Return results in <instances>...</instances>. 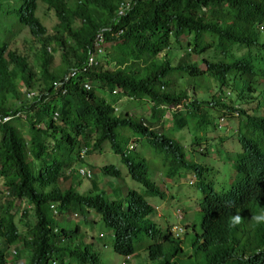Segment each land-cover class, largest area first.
Returning a JSON list of instances; mask_svg holds the SVG:
<instances>
[{"label":"trees","instance_id":"1","mask_svg":"<svg viewBox=\"0 0 264 264\" xmlns=\"http://www.w3.org/2000/svg\"><path fill=\"white\" fill-rule=\"evenodd\" d=\"M40 4L56 20L51 33L36 16ZM256 97L264 99V0H0V264L27 236L39 250L51 247L47 229L63 213H77L88 229L153 230L144 197L162 192L128 190L123 170L143 185L153 168L126 152L128 141L142 149L151 142L163 172L174 175L189 168L188 152L174 134L148 128L172 121L176 132H195L237 121L245 138L264 125ZM136 104L149 121L131 113ZM106 145L112 154L100 167L93 156ZM74 230L70 249L86 250ZM150 239L121 252L136 261L164 254Z\"/></svg>","mask_w":264,"mask_h":264},{"label":"clouds","instance_id":"2","mask_svg":"<svg viewBox=\"0 0 264 264\" xmlns=\"http://www.w3.org/2000/svg\"><path fill=\"white\" fill-rule=\"evenodd\" d=\"M254 101L258 107L264 104L260 97ZM9 120L3 118L2 122ZM169 122H163L162 127H166L160 130L148 128V132L154 131L157 136L174 134L188 152L185 160L189 168L166 176L164 160L148 147L151 142L149 144L145 137L143 142L149 145L144 149L133 139L125 148L126 152L137 154L147 167L153 163L143 185L130 181L127 171H122L129 182L128 190L145 192L154 186L162 192L154 198L144 197L154 209V214L146 218L148 223H154L153 230H140L134 225L132 230L118 234L100 226L107 232L105 235L98 231V225L93 229L85 228L77 213H63L59 222L47 229L51 247L39 250L27 236V244L21 251L14 246L20 243L9 245L8 258L2 264H209L223 259L225 263L229 260L228 264L235 261L252 264L253 260L254 264H260L259 256L264 253V125L251 126L246 130L247 136L241 138L237 121L229 126H207L204 131L195 132L187 128L176 132L173 122ZM111 154L109 150L104 157ZM95 158L99 160L100 155ZM100 161H103L100 167L106 164L105 158ZM79 173L90 174L84 170ZM167 184H171L173 190L187 187L190 195L169 197L165 190ZM121 192L126 195L127 187L121 188ZM156 197L162 199L161 204L156 203ZM49 210V214L59 217L56 206H50ZM87 212L86 216L93 220L95 213L89 209ZM75 227L79 235L83 234L81 248L87 247L86 250L70 249L75 241L69 242L68 236L75 232ZM18 234L24 237L28 232L23 230ZM152 236L153 243L149 246H160L164 254L152 257L144 253L137 261L132 255L122 254L120 247L129 250L142 238H148L150 244ZM171 236L177 243L170 242Z\"/></svg>","mask_w":264,"mask_h":264},{"label":"rangeland","instance_id":"3","mask_svg":"<svg viewBox=\"0 0 264 264\" xmlns=\"http://www.w3.org/2000/svg\"><path fill=\"white\" fill-rule=\"evenodd\" d=\"M36 16H37V18L40 20V22H41V24H42V26L49 32V33H51V30H52V28L54 27V25L56 24V20L54 19V17H53V15H52V13H50V12H47L46 11V8H45V6H43L42 4H40V6L38 7V10H37V13H36ZM28 37V36H27ZM19 41V44L17 45V48L19 49V51H21V50H26V45L24 46L23 45V41L22 40H18ZM59 62H60V56H59V54H57V55H55V56H53V64H52V67H54V66H58L59 65ZM141 104H136L135 106H131V109L132 110H130L131 111V113L132 114H134V115H137V116H140L141 118L143 117H145L148 121H149V117H146V115H148V114H143L144 113V111H141V110H139V106H140ZM117 109V108H116ZM116 112H118V109H117V111ZM168 115H166V117H167ZM168 123H170L169 121H168ZM166 125L168 126V124L166 123ZM107 152H109V148H108V146L106 145L104 148H102V150L100 151V152H96L95 154H94V156H93V159L95 158V156L96 157H98L99 155H100V158H99V160L100 159H102V158H104V154L105 153H107ZM100 153V154H99ZM99 154V155H98ZM97 159V158H96ZM98 160V161H99ZM165 190H166V192H167V195L170 197V196H174V197H182V196H184V195H186V196H189L190 195V192H189V190H188V188L187 187H181V188H179V189H176V190H173L172 189V187H171V184H167L166 185V187H165ZM163 198H164V196H163ZM155 201H156V203H159V204H161V202H162V199L161 198H159V197H156L155 198ZM166 214H167V211H166ZM91 218V217H90ZM98 231L99 232H102L103 231V233L105 234V235H107V232L106 231H104L103 229H102V227H98Z\"/></svg>","mask_w":264,"mask_h":264},{"label":"built area","instance_id":"4","mask_svg":"<svg viewBox=\"0 0 264 264\" xmlns=\"http://www.w3.org/2000/svg\"><path fill=\"white\" fill-rule=\"evenodd\" d=\"M100 42H101V38L98 37V38H97L96 47L100 45ZM97 53H101V49H100V48L97 49ZM89 64H90V65L94 64V58H90V60H89Z\"/></svg>","mask_w":264,"mask_h":264}]
</instances>
